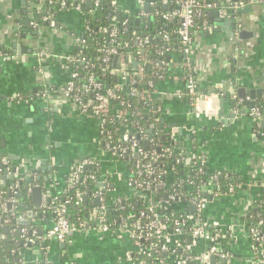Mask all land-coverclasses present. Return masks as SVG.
<instances>
[{"label":"crops","instance_id":"crops-1","mask_svg":"<svg viewBox=\"0 0 264 264\" xmlns=\"http://www.w3.org/2000/svg\"><path fill=\"white\" fill-rule=\"evenodd\" d=\"M151 1H118L123 11L136 14L139 19L138 24L135 19L132 22L133 33L143 20L150 18ZM243 1L245 6L251 5L252 12L232 17L233 14L223 16L212 9L196 18L189 68L184 66L183 55L171 51L154 92L161 102L162 127L166 134H173V144L191 151L196 133V147L208 173L234 176L232 190L229 185L225 193L218 192L208 184L204 191L208 201L203 216L217 222L226 235L221 246L229 264L254 263L255 243L246 218L264 187V119L252 115L254 108L250 106L254 101L255 108L264 110V3ZM36 2L0 0V49L6 52L0 54V157L18 167L26 184L31 183L28 178L32 179L42 193L52 195L62 188L73 164L81 157H90L101 166L98 185L105 190L106 206H113L119 198L136 200L139 194L130 183L126 163L107 152L101 143L98 117L82 113L60 92L70 79L68 59L76 40L73 32L83 28L78 10L56 14L55 26L50 27L35 22L36 13L41 10ZM231 18L237 19L236 25ZM241 31L246 33L243 37L239 36ZM128 54L131 57L122 56L118 62L125 60L137 69L139 62ZM2 55H6L5 59ZM188 73L195 77L202 92L219 94L205 102L207 116L195 118L192 113L184 92ZM39 92L43 95H37ZM29 196L33 204L31 191ZM94 198L90 200L92 210L85 217L84 227L70 233L64 241H39L38 245L24 246L18 232L20 226L15 223L12 233L19 264H134L136 249L127 231L96 228ZM100 201L105 202L102 197ZM34 207L29 209L34 213L32 226L43 232L53 218L50 212L42 214L40 205ZM187 208L193 212L192 207ZM183 209L180 203L172 206L174 212ZM1 233L5 234L3 229ZM186 245L193 255L205 248L204 243L191 242L190 238ZM214 258L213 263H219L221 258Z\"/></svg>","mask_w":264,"mask_h":264},{"label":"trees","instance_id":"trees-1","mask_svg":"<svg viewBox=\"0 0 264 264\" xmlns=\"http://www.w3.org/2000/svg\"><path fill=\"white\" fill-rule=\"evenodd\" d=\"M118 1L115 5L111 4V0H53L52 3L45 1L44 9H41L35 15V22L38 24H48L50 20L55 21L56 14L68 9H76L77 6L79 7L78 13L82 18L83 28L79 32H73V37L76 40L78 39V42L75 44L74 50L69 54L68 63L70 69L72 72L78 73L79 78L91 76L93 81L98 84V87L94 91L83 94L85 101L88 98L93 99L95 92L106 95V92L109 89H113L114 85H119L117 90L113 89L117 98L112 99L108 116H112L118 111H123L125 114L114 123H105L104 130L106 133L101 134L100 139L102 145H105L106 141H108L111 145L122 143L123 146L127 147L122 160L126 163L128 170L131 171L133 169V159L130 156L136 153L133 152L130 140L126 142L121 141L125 129H128V134L135 137L143 151L148 155L144 159V162H150L156 171L171 168L170 180H168V175L165 178H161L165 182V185L168 183V187L163 185L158 188L156 185H153L155 192L153 199H165L167 195L172 193L177 194L180 199H188L190 196L196 194L202 196L204 195L211 174L208 173L205 164L200 165L199 163L196 169L193 168V162L196 157L203 160L202 154L199 153L196 147V133L192 136L193 150L187 151L176 147L173 144V137L166 134L162 127V114L160 111L158 112V108L161 107V102L157 97L152 95L153 89L147 84L149 77L163 74L171 51L178 52L182 55L180 39L174 32L179 26L180 20L179 18L167 21L146 18L143 20V24L139 26V30L133 33L131 25L136 14L134 15L123 11ZM206 1L218 3L221 0ZM158 8L161 10L164 9L162 2L158 4ZM175 8H177L176 4L172 0H169L168 5H166V10ZM228 12L235 14L232 10H228ZM118 14H120L119 18ZM205 14L207 12H203L202 16ZM45 17L48 19L45 20ZM112 17L114 18L115 28L117 30L115 37L110 35L112 30L111 23L113 22ZM124 20H127V31H124L122 26ZM164 33L167 35L164 36ZM138 36L148 37L147 45L149 46V50L145 55L142 54V50L139 53L136 52L138 48L136 38ZM112 39L117 43L116 45H114L115 42L112 43ZM111 46L116 48L120 56L127 57L130 56L128 53H131L132 57L139 62L140 66L134 69L128 62L123 61L127 64L128 76L132 77L135 83H126L119 75L111 73L110 70L112 68L118 69L119 67L113 65L116 55L106 56L104 52V48ZM1 51L0 49V54H6V52ZM105 56L107 57V61L104 62L103 58ZM130 57L128 59H132ZM145 63H147L146 67ZM138 69H141L143 76L137 73ZM188 74L192 75V73ZM74 81L79 87V81L77 79ZM158 81L159 78L153 79L155 85H157ZM65 85L66 83L63 86ZM131 90H134V95H131ZM185 92L187 91L185 90ZM141 93L145 95L150 93V96L141 98ZM259 108L261 113L264 114L263 108ZM164 146H169L167 152H164L162 149ZM152 151L158 156L155 160H151L150 158ZM2 158L0 157L2 173L6 166H9L11 169L16 167L14 163L8 160L7 165H3L1 163ZM85 158L90 157L84 156L79 158L73 166L75 167ZM189 158H191L190 163L186 164V160ZM83 169V173L90 176L85 183H78L75 187L68 188L66 176L62 188L55 191L53 195L50 193L48 198L54 199L56 205L64 203L66 199H72L66 205V215L77 226L80 222L85 223L87 213L92 210L90 200L95 195L100 193L104 201L107 199L105 190H102L98 185L101 178V169L96 168L94 165L85 166ZM153 177V175H146L144 173L140 179L142 181L153 182ZM214 181L218 184L216 190L225 193L229 184L235 182V179L233 174L221 172ZM26 183L25 180L21 181L18 193L14 194L9 191V184L7 182L0 181V203L8 201L9 199L15 200L13 209L8 206V212L0 213V264H19L17 246L14 242L15 234L11 232V229L16 223L13 214L15 210L25 212L29 209H35L31 203L29 192L27 191L28 184ZM79 195L82 201L76 205L74 200L79 199ZM83 197L89 200L88 204H83ZM135 199L119 198L114 202L113 206H106V201L101 203L100 206L106 204L105 209L104 211L101 207L97 209L98 212L94 223L98 224L99 219H103L111 228H120L123 222H127L133 224L130 227L138 231L139 226H143L147 219L146 217H140V212L147 210V203L141 200L143 198L140 196H136ZM10 210L11 214L9 213ZM39 211H42V209L39 208ZM50 211V209H46L45 214ZM171 213L168 212L166 221L167 228L169 229L173 225V220L177 217V212L173 215ZM158 214L161 217V221L164 222L163 211L159 210ZM259 215H264V187L261 189V197L255 201L254 207L249 211L246 218L249 227L257 225ZM51 216L54 217V214L52 213ZM5 224H7L9 231L2 236L1 232ZM189 232L190 225H186L182 237L185 242L189 240ZM209 246L210 244H205V248ZM143 260L144 264H150V260L147 257H143ZM218 262L224 264L221 259H218Z\"/></svg>","mask_w":264,"mask_h":264},{"label":"built area","instance_id":"built-area-1","mask_svg":"<svg viewBox=\"0 0 264 264\" xmlns=\"http://www.w3.org/2000/svg\"><path fill=\"white\" fill-rule=\"evenodd\" d=\"M48 1V3H52L53 0H37L36 4L38 6V10L44 9V2ZM145 0H142V2ZM176 6L180 5V8L175 9H160L158 8V4L164 0H152L151 11L149 17L152 19H162V20H171L174 18H179L180 24L175 29V33L180 39L181 42V50L182 55L184 57V66L189 68L190 64V56H191V41L193 34L197 28L196 18L203 15V12L206 13L209 10L216 9L221 15H228V10H232L236 12V10L244 5V1L240 0L237 3H232L231 0H222L220 2L214 1H206V0H172ZM96 4V3H95ZM111 4H117V0H111ZM79 7L77 6L76 10ZM146 14H141V16L145 17ZM45 20L48 18L45 17ZM111 23V36L115 37L117 34V30L115 28L114 18L112 17ZM35 25V23H33ZM48 25L50 27L55 26V21L50 20ZM122 26L124 31H127V20L122 22ZM167 34L164 33V36ZM138 48L136 50L139 53L142 50V54L149 50L148 37H137ZM78 42V39L75 40V44ZM114 39H112V43H114ZM117 43L115 42L114 45ZM104 52L107 55H118L119 59L122 57L117 53V50L114 46L104 48ZM103 58V61H107V57ZM6 55H2V59H5ZM119 67L112 68L111 73H115L119 75L126 83L132 84L135 83V80L128 76L126 63L122 60L118 62ZM165 64V63H164ZM137 73L140 76H143L141 69L137 70ZM128 76V77H127ZM163 74L153 75L149 77L147 80V84L153 89L152 95H154L156 85L153 82L154 78L161 79ZM75 79L79 81V87L75 83ZM185 83V95L187 96L191 108L192 113L195 118H201L202 116H207L209 114V109L205 108V102L207 100L219 96V94H207L202 92L198 88V84L193 75L187 74L184 79ZM98 87L91 76H83L79 78L78 73L72 72L70 73V79L66 82L65 86H62L60 89L61 95L64 98L72 100L77 107L80 109L82 113H92L96 115L100 120V133H106L104 130V126L106 122L114 123L124 114L123 111H118L116 114L112 116H108L110 110V103L112 99L117 98L114 94L113 89L117 90L119 85H114L113 89H109L106 92V95L99 94L95 92L93 99L88 98L86 101L83 98V94L87 92H92L94 89ZM131 95H134V90H131ZM41 92L37 93L40 96ZM43 95V94H42ZM150 93L143 94L141 93V98L149 97ZM162 114V108H158V112ZM253 115L256 118L264 119V114L261 113L260 108L253 109ZM158 120V119H156ZM128 129H125L121 137V141L131 142V147L133 152L136 154L130 156L133 159V169L130 171L131 173V181L130 183L138 191V196H140L141 200L147 203V210L140 212V217H146V222L143 226H139V230L136 231L134 228L130 227L133 224H129L127 222H123L121 225V229L128 232L133 241V245L135 250L136 258L134 259V264H144L143 257H147L150 260V264H221V263H212L211 257L221 258L224 264H229L227 261V254L222 249V240L226 237L224 232H222L219 228L217 222L209 221L207 218L203 216L204 209L207 205V196L204 192V195H192L188 199H180L177 194L167 195L165 199H153L155 197V192L153 190V185H156L158 188L165 185V182L161 180V178H165L166 175H170L171 168L165 169L163 171H156L150 162H144V159L147 158V153H145L140 146L139 142L135 139L134 136H130L128 134ZM173 137V134H170ZM108 138V137H107ZM108 140V139H107ZM174 143V142H173ZM175 145V144H174ZM103 147L110 154L116 156L118 159L123 161L124 153L127 150V147L123 146L122 143L111 145L108 141ZM164 152L169 150V146H164L162 148ZM134 157V158H133ZM151 160H155L158 156L152 151ZM191 160V158H189ZM179 161V160H177ZM124 162V161H123ZM1 163L3 165H7L8 161L6 158L1 159ZM202 165L205 164L204 160H201L199 157L194 159L193 168H197V164ZM94 165L96 168L101 169L100 163L93 158H85L81 160L75 167L73 166L71 171L67 175L66 184L68 188L75 187L78 183H85L87 178L90 176L83 173V167ZM153 175V182L142 181L140 177L142 174ZM221 172H215L211 174L210 180L208 184L210 186L218 187L216 180L217 176L220 175ZM164 175V176H163ZM5 178L2 179L1 177ZM136 176L134 179L133 177ZM167 176V177H168ZM15 179V181H14ZM22 177L20 176L18 167L10 168L6 166L4 172H1L0 168V181L7 182L9 184V191L14 194L18 193L19 184L22 181ZM229 189L232 190L231 184H229ZM37 186L34 183H29L27 186V191L30 192L33 187ZM167 187V186H166ZM50 196L49 192L42 193L40 208L42 209V214L45 213L46 209H50L51 214H54L53 221L51 225H48L46 228H43V232L41 235L38 234L36 227L30 226H20L21 227V240L22 245L28 246V244L33 245L35 241L48 242V241H64L67 236L73 231L79 230L84 227V222H80L75 225L70 221L68 216L66 215V205L71 202L72 199H66L64 203L56 205L54 203V199H48ZM101 198L100 193L95 195ZM102 200V199H101ZM82 201L80 195L79 199L74 200L76 205L80 204ZM101 202V201H100ZM14 199H9L8 201L0 203V213L8 212V206L10 208H14ZM180 203L184 205V209L177 212V217L173 220V225L169 229L167 228V218L168 212H172L173 215L175 210H172L173 204ZM101 205V204H100ZM104 211L105 205L99 206ZM186 207V208H185ZM187 207H192L193 212H188ZM163 211L164 222L161 221L160 215L157 213V209ZM98 209V208H97ZM96 209L95 218L98 210ZM29 211V210H28ZM11 214V210L9 211ZM27 210L25 212H20L15 210L13 217L15 220L18 218L24 219L27 215ZM34 214V213H33ZM162 215V216H163ZM33 217V218H32ZM31 217V222L33 223L34 216ZM7 225V224H5ZM186 225H190L189 238L191 242H202L205 244H210L208 248H203V251L198 255H193L191 250L187 247L186 242L183 237V230ZM96 228L102 230H109L111 227L104 222L103 219H99L98 224H96ZM11 232H15L12 228ZM249 233L254 241V263L253 264H264V215H259L258 223L256 226L249 227ZM2 236L4 234L1 233ZM1 236V237H2ZM47 247H44L46 249Z\"/></svg>","mask_w":264,"mask_h":264},{"label":"water","instance_id":"water-1","mask_svg":"<svg viewBox=\"0 0 264 264\" xmlns=\"http://www.w3.org/2000/svg\"><path fill=\"white\" fill-rule=\"evenodd\" d=\"M239 0H232L231 2L232 3H236V2H238ZM262 2V3H264V0H253V2H255V3H258V2ZM165 3H164V5H163V8L164 9H166V0L164 1ZM244 4L246 3L245 1L243 2ZM144 7H145V9H146V11H149V9H148V4L147 3H144ZM181 6L180 5H177V8H180ZM252 7H251V5H244L243 7H240V8H238L237 10H236V12H235V14H233V16L232 17H235V15H239V14H243V13H247V12H252ZM215 14H216V11H215ZM119 15L120 14H118V18H119ZM150 19H151V17H150ZM230 20H232V23H234V25H236V23H237V19H234V18H231ZM134 22H135V24H138L139 23V19L138 18H135V20H134ZM58 26V25H57ZM246 33H245V31H241V33H239V36L240 37H243V35H245ZM118 60H119V56L118 55H116L115 57H114V63H113V65L114 66H119L118 65ZM126 61H127V59H126ZM133 66H136V62H133ZM256 92L257 93H259L260 94V90H256ZM252 99H253V97H252ZM250 106L252 107V108H255L256 107V105H255V102L254 101H252L251 103H250ZM253 115V114H252ZM264 122V121H263ZM189 162V159H187V161H186V163H188ZM2 179H4L5 177L4 176H2L1 177ZM28 181H31V183H32V179H30L29 180V178H28ZM31 192H32V198H33V204H34V206H39L40 205V202H41V194H42V191H41V188L40 187H37V186H35V187H33L32 188V190H31ZM210 198V197H209ZM87 201H88V199L86 198V197H83V204L84 205H86V203H87ZM94 201H95V205H96V208H99V206H100V197H95L94 198ZM27 216L24 218V219H22V218H18L17 220H16V223H17V225H19V226H26V225H32V222H31V217L33 216V212L31 211V210H29V211H27V214H26ZM88 217V215H86V218ZM7 230H8V228H7V226L5 225L4 227H3V232L5 233V232H7ZM18 232L20 233V236H21V227L18 229ZM38 234L39 235H41L42 234V232L41 231H39L38 232ZM22 243V242H21ZM38 244H40L39 243V241H35L34 243H33V245H38ZM28 246H31V244H28ZM214 257L212 256L211 257V262L213 263L214 262Z\"/></svg>","mask_w":264,"mask_h":264}]
</instances>
